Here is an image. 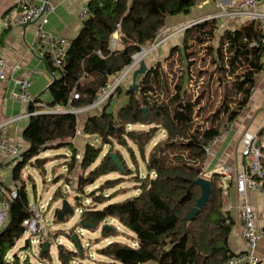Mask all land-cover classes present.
<instances>
[{"label":"trees","instance_id":"obj_1","mask_svg":"<svg viewBox=\"0 0 264 264\" xmlns=\"http://www.w3.org/2000/svg\"><path fill=\"white\" fill-rule=\"evenodd\" d=\"M206 1L90 0L82 30L69 41L61 67L54 66L48 48L45 50L44 61L53 76L45 92L51 94L52 100L44 103L36 96L29 108L34 115L23 134L29 146L22 150L19 160L13 161L15 187L3 200L7 222L0 229V264H20L17 255L13 262L7 260V255L25 234L24 221L33 215L26 182L32 177L24 176L25 168L35 167L45 175L51 160L45 153L68 149L71 155L65 161L67 171L55 181L70 180L78 168L81 173L77 191L84 192L102 176L114 172L133 174L114 148L117 144L130 150L129 141L140 152L148 172L141 177L138 160L133 157L137 172L132 181L139 194L109 203L112 197L103 191L122 182L108 180L88 193L95 206L82 212L81 222L95 231L112 219L131 232L122 234L130 237L133 244L109 242L98 248V253L110 264H228L240 255L230 244L236 221L225 210L224 174L215 172L208 178L212 193L207 204L193 218L186 217L202 195L196 180L204 176L211 142L248 106L256 77L264 71L263 47L259 43L263 29L257 21L247 20L236 28H222L219 18L194 22L182 32L181 44L173 46L163 60L138 77L137 89L119 86L104 105L85 114L81 135L99 140L100 145L86 142L80 159L74 143L80 117L53 112L57 108L91 106L99 92L132 65L135 55L158 41L169 18L191 15L195 7ZM115 33L119 41L117 48L112 49L110 42ZM75 94L79 97L74 98ZM136 124L147 129H129ZM159 131L165 137L146 156L147 145ZM258 135L264 136V128ZM106 146H110L109 151L95 165ZM112 153L123 170L111 158ZM13 191L15 197L11 196ZM67 198V193L59 188L52 200ZM78 207L73 206L74 212ZM55 218V222H60L57 214ZM70 218L65 215L62 222ZM59 231L47 232L39 243L40 251L45 241L59 236ZM65 234L72 239L73 234ZM75 235L80 250L59 245L61 264L85 259L82 242ZM116 235H121L118 227L103 226L93 242L98 245ZM30 243L28 239L26 246ZM38 258L51 259L50 252ZM259 264H264V258Z\"/></svg>","mask_w":264,"mask_h":264},{"label":"crops","instance_id":"obj_2","mask_svg":"<svg viewBox=\"0 0 264 264\" xmlns=\"http://www.w3.org/2000/svg\"><path fill=\"white\" fill-rule=\"evenodd\" d=\"M49 1L54 9L49 14L47 29L69 41L75 39L80 34L83 26V19H85L81 17V13L83 10L87 9L90 0ZM216 2V0L215 3L204 2V5L199 7V9L196 10V14L191 17H188L190 15H180L169 18L167 26L165 27L166 32H171L177 27H184L199 21L202 18L200 15L205 12H211L210 10H212ZM15 4L16 0L0 1V54L4 57L7 64V79L5 81H0V125L9 117H16L22 113L24 106L18 98L19 88L15 80L27 76L30 71L33 72L31 76V94L34 97L39 96L44 103H48L52 100L51 94L45 92L53 81V76L49 72L43 57L48 47L36 36L35 25H12L6 23L4 19L5 15ZM259 9L264 12V1L261 3ZM217 13H220V9H217L211 16L218 15ZM225 18L227 19H225L223 23V28H236L247 21L240 17ZM167 35H170V33ZM117 36L119 37L118 34ZM182 41L183 35L181 33L169 37L164 41L163 49H161L160 52H152V55L146 62L151 66L163 60L161 58L162 54H168L173 46L181 44ZM129 74H127L124 81L126 84L132 83V80L128 79ZM126 87L128 88L129 85ZM87 112L90 111H84L82 113L83 117L81 116L80 120L82 126L85 123V114ZM28 123L29 118L23 117L16 122L7 124L0 130V140L5 138L10 143L18 144L21 147V151L28 148L29 145L23 137L24 130ZM262 128H264V71L260 72L256 77V85L248 106L222 133V136L210 146L203 176L208 179L213 173L218 172L224 174L226 177L224 206L225 210L232 213L236 221L231 234L230 244L237 254L243 253L246 250V243L242 238L243 224L238 213V208L242 203L247 201L255 209L257 214V230L261 232L264 227V197L255 191H250L247 197L243 198L238 194L236 189V177L247 163V160L243 156V150L245 148L243 137L245 134L250 136L257 135ZM90 140L91 139L87 138V136H79L76 137L74 143L79 151H81L84 149L86 142ZM52 156L53 157L50 159L54 160L56 159L55 157L62 155L56 153ZM15 164L16 163L8 158L5 153L0 151V207L5 205L3 200L9 198L10 191L15 187L12 181ZM227 168L229 169L228 173H226ZM24 172L28 175L27 168L24 169ZM256 250L259 258H264V239L259 242Z\"/></svg>","mask_w":264,"mask_h":264},{"label":"built area","instance_id":"obj_3","mask_svg":"<svg viewBox=\"0 0 264 264\" xmlns=\"http://www.w3.org/2000/svg\"><path fill=\"white\" fill-rule=\"evenodd\" d=\"M263 1L264 0H219L221 12L218 15L209 16L207 19L240 17L246 20L257 21L263 29V38L259 43L263 47L262 64L264 65V12L259 9ZM53 9L54 7L49 0H16L15 6L5 15L4 19L6 23L12 25L34 24L35 34L39 40L48 47L54 66L61 67L63 54L69 46V40L47 29V25L49 24V14L53 11ZM86 16L87 9L83 10L81 13L82 18H85ZM191 25L177 27V29H175V33H182ZM167 36L164 37L165 40ZM118 41L119 38L117 33H115L110 42L112 49L117 48ZM159 43L160 42H158V44ZM152 47V50L155 49L156 43ZM144 52L145 51L143 49L135 55L134 62L128 67V70L120 74V76L115 77L114 82H109L107 86L99 92L97 98L91 106L82 109L71 107L68 109L57 108L53 112H69L80 116L84 111L86 112L101 107L108 101L116 89L122 85L123 80L134 68V66L140 63L139 58ZM6 68L7 64L5 59L0 54V81H5L7 79ZM32 74L33 72L30 71L27 76L15 80L19 88L18 98L23 103L24 108L19 116L9 117L4 123H2L0 125V130H2L7 124L16 122L23 117L30 118V116L34 115V113L30 112L29 109L30 105L35 102V97L30 92ZM78 97V94L74 95V98ZM80 126L82 127V125H78L77 135H81L82 129ZM221 136L222 134L213 140L210 146ZM243 142L245 143L243 156L247 160V163L236 177L237 192L243 198H246L250 191H255L264 197V136L259 137L258 134L254 136L245 134ZM0 151L5 153L12 161H17L21 158V147L16 143H10L5 138L0 140ZM81 156V151H78L77 159H80ZM228 171L229 169L227 168L226 173H228ZM11 196L15 197L16 192L13 191ZM42 208L46 209V206L31 204L33 215L29 219H26L23 223L25 234L30 236L37 235L41 237V239L45 235V226L41 223ZM238 213L243 224L242 238L246 243V250L243 253H240V255L236 258L231 259L228 264H259L260 258L256 249L259 242L264 239V227L261 232L257 230L256 211L247 201L242 203V205L238 208ZM6 222L7 211L6 207L2 206L0 207V229L6 224ZM41 239L37 242L40 243Z\"/></svg>","mask_w":264,"mask_h":264},{"label":"rangeland","instance_id":"obj_4","mask_svg":"<svg viewBox=\"0 0 264 264\" xmlns=\"http://www.w3.org/2000/svg\"><path fill=\"white\" fill-rule=\"evenodd\" d=\"M216 4L210 10L211 12L209 13H203L200 15L202 17L200 20H205L209 16L212 15V13H215L217 9H220L219 6V0H216ZM205 3H215V0H207ZM201 4L195 7L191 15L188 17H191L196 14V10L199 9V7H202ZM221 12V9H220ZM218 14V13H217ZM227 18H219L221 27L223 28V23ZM244 19V18H243ZM246 22V21H245ZM177 29V28H176ZM174 30V29H173ZM171 31V32H166V28L163 29L161 32L160 37L158 38V41L156 42V47L155 49L152 50L151 47H146L144 48V53L141 54L140 56V63L141 61H145L152 55V52H160L161 49H163V43L166 41L169 37H173L176 35V31ZM170 33V35L167 36L165 40V36ZM182 34V33H181ZM164 39V41H163ZM175 39V38H174ZM158 42H160L158 44ZM167 56V53L162 54L161 58L164 59ZM140 63L135 65L128 74V79H133V74L134 72L139 69ZM147 63V62H146ZM149 66V64L147 63ZM150 67V66H149ZM128 70V69H127ZM125 70V71H127ZM124 71V72H125ZM123 72V73H124ZM120 76V75H118ZM114 79V78H113ZM115 80V79H114ZM114 80L110 82H114ZM139 80V79H138ZM125 79L122 82L123 87H126L129 85L131 86L132 83H127L124 82ZM128 87V88H129ZM98 111V110H95ZM82 114L79 116L81 120ZM83 117V116H82ZM82 129V127L80 126ZM129 129H135V130H145L147 129L146 126H142L141 124H136L132 125L129 127ZM83 136V135H77V137ZM165 137V133L163 131H159L158 134L152 139V141L147 145L146 147V156L150 153L152 150L153 146L162 140ZM91 139V143L96 145H100V141L96 139ZM131 149L129 150L128 147H120L119 145L115 144L114 148L117 149L121 157L125 160V162L128 164V166L132 169L133 174L128 175V176H123L119 174L118 172L111 173L106 176H102L99 178L95 184L87 186L84 192H79L77 191V184H78V177L79 174L81 173L80 169H75V172L71 176L70 180L67 181V179L62 178L57 180V176L61 174H65L67 171V167L65 165V161L70 158L71 152L68 149H61V150H49L45 153V156L47 157H53L52 155L58 153L62 156L57 157L54 160H50L48 164L46 165V174H42L39 169L29 166L28 169V174L31 175L32 179L27 178V191L28 195L31 201V204H38L39 206L44 205L46 206V209H41L42 213V218H41V223L43 226H45V235L42 237L43 239L45 238L46 234L48 231H59V236L51 238V247H50V255L51 259H45L44 261H41L38 257L40 255V245L37 242L41 237L37 235H28L24 234L22 238H20L14 248H12L8 255H7V260L10 262H13L15 256L17 255L20 264H61L59 257H58V246L59 245H64L69 249H75L77 248L76 241H74L73 236L75 234L78 235L80 241L82 242V245L84 247V255L85 259L81 260L79 258L76 262H73L72 264H79L83 262L84 264H110V260L103 257L100 255L97 251L98 248L107 245L109 242H123L126 244H133V241L130 237L126 235H131V232L126 229L125 227L119 225L117 222H115L112 219H108L105 222H103L100 226L99 229L97 230H90L87 227L83 226L81 224V214L84 212L89 206H95L92 202V199L88 197V193H91L92 191L96 190L98 187H101L105 182L108 180H120L122 184L119 186L105 189L103 193L105 195H110L112 198L109 200V203L113 202H121L126 200L127 198L136 196L139 194L140 190L135 189V181H132L133 175L136 174L137 172V167L135 163L133 162V157L138 160V165L140 167V176L145 177L147 175V167L146 163L143 161V158L140 154V152L137 150L135 145L129 141L128 145ZM82 148V147H81ZM110 146H106L103 149V152L101 156L98 158L97 162L95 165L99 164L101 161L102 156H104L108 151H109ZM133 149V150H132ZM83 150V149H82ZM81 150V153H82ZM50 155V156H48ZM66 155V156H63ZM94 165V166H95ZM92 166V168L94 167ZM88 172V170H87ZM24 176L27 177V175L24 172ZM59 177V176H58ZM56 178V179H55ZM61 188L62 192L67 193L69 198L66 200L71 206H79L76 209V212L74 215L70 218L67 219L65 222H55L54 218L58 212L59 209H61L63 205V200H55L52 201L51 199L54 197L56 191ZM77 195L79 198H75L74 196ZM100 206L97 205V208ZM56 219V218H55ZM103 226L110 227V226H115L119 228V231L121 235H116L112 236L111 238L103 241L102 243L96 245L95 242H93L95 239H97L101 235V228ZM65 232L73 234L72 239L66 236ZM122 233H125L126 235H123ZM30 239L32 243L27 247L26 242L27 240Z\"/></svg>","mask_w":264,"mask_h":264},{"label":"water","instance_id":"obj_5","mask_svg":"<svg viewBox=\"0 0 264 264\" xmlns=\"http://www.w3.org/2000/svg\"><path fill=\"white\" fill-rule=\"evenodd\" d=\"M150 67L147 65V63L143 60L140 63L139 69H137L134 74H133V79H132V84L129 87L131 88H138V77L141 75H145L149 71ZM111 158L114 160L115 164L123 170L122 164L118 160L117 156L115 153L111 154ZM196 184H198L201 189H202V195L198 199L197 205L194 207V209L191 211V213L186 217V219H191L195 216L196 213L200 211L201 208H203L206 204L207 201L212 193V188H211V182L209 179L205 177H200L196 180ZM74 209L73 206H71L67 200H63V205L61 209L58 210L57 212V220L62 221L65 217V215L73 216L74 215ZM82 225L84 226V222H81ZM74 241H76L77 248L80 250L79 242L76 239V235L73 236ZM50 247L51 243L49 241L44 242V246L40 251V257H42L46 252H50Z\"/></svg>","mask_w":264,"mask_h":264}]
</instances>
